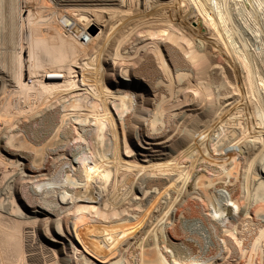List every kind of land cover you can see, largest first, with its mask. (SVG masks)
<instances>
[{
	"label": "bare ground",
	"instance_id": "obj_1",
	"mask_svg": "<svg viewBox=\"0 0 264 264\" xmlns=\"http://www.w3.org/2000/svg\"><path fill=\"white\" fill-rule=\"evenodd\" d=\"M0 264H264V0H0Z\"/></svg>",
	"mask_w": 264,
	"mask_h": 264
},
{
	"label": "rangeland",
	"instance_id": "obj_2",
	"mask_svg": "<svg viewBox=\"0 0 264 264\" xmlns=\"http://www.w3.org/2000/svg\"><path fill=\"white\" fill-rule=\"evenodd\" d=\"M238 22H239V24L241 25H243V27L241 26L240 28H242V30L244 29H246V30H248V31H242V32H244L245 34L247 33H249L248 34V36H249V38L247 37V35H246V37L244 36L245 34L243 33V35H242V37L243 38H245L246 40H248V42L250 43V45L253 47H251L252 49H254V47L256 46L257 47V44H256V42H255V38H254V36L252 35V32H251V30L249 31V29L247 28V26L241 21V19H239L238 20ZM240 22H242V23H240ZM238 24V23H237ZM239 25V26H240ZM246 26V27H245ZM94 33H96V32H94ZM93 33V34H94ZM98 33H99V31H98ZM252 39H253V41H252ZM251 41L253 42V44H251ZM257 43H259V42H257ZM150 48H146L144 51L146 52V51H148ZM178 99H175V100H173V101H177ZM185 106H188V104H186ZM143 138V140H142V142L140 143V144H138V146L140 147V149L142 150V151H150L154 146H155V144L157 143V142H153V141H148V138L147 137H142ZM161 142L159 141L157 144H160ZM142 152H140V151H134L133 153H132V156H144V154H141ZM52 157H50V159H51ZM24 162H22L21 164H23ZM24 165V164H23ZM22 165V166H23ZM24 167V166H23ZM26 175V174H25ZM50 238V240H52V239H54V238H51V237H49ZM52 241H55V242H57V243H61V241H57L56 239H54V240H52ZM66 242L70 245V240H69V238H66ZM71 244H73L72 242H71ZM73 246H75L74 248H75V250H77L78 251V253H80L81 251H82V249H78V247L76 248V245L75 244H73ZM76 251V252H77ZM82 253V252H81Z\"/></svg>",
	"mask_w": 264,
	"mask_h": 264
}]
</instances>
